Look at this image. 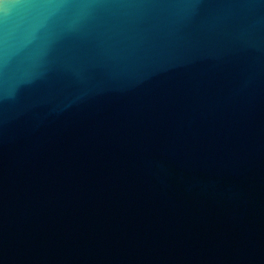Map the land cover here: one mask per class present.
Here are the masks:
<instances>
[{"label": "water", "instance_id": "water-1", "mask_svg": "<svg viewBox=\"0 0 264 264\" xmlns=\"http://www.w3.org/2000/svg\"><path fill=\"white\" fill-rule=\"evenodd\" d=\"M0 264H264V0H0Z\"/></svg>", "mask_w": 264, "mask_h": 264}]
</instances>
